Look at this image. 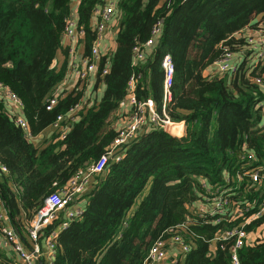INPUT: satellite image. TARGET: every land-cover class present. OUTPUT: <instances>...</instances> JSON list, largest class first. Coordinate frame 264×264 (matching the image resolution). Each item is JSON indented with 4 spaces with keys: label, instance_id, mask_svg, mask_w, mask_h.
<instances>
[{
    "label": "trees",
    "instance_id": "1",
    "mask_svg": "<svg viewBox=\"0 0 264 264\" xmlns=\"http://www.w3.org/2000/svg\"><path fill=\"white\" fill-rule=\"evenodd\" d=\"M73 1L0 0V85L21 100V114L37 141L57 115L81 99L82 92L73 90L46 108L64 77L65 67L51 65ZM103 2H78L86 55ZM117 10L115 49L108 60L101 57L100 75L108 68L97 77V84L104 85L102 96L85 104L64 138L54 133L44 146L29 140L0 94V164L7 169L0 172V198L24 235L25 223L45 198L107 151L118 133L119 104L133 74L141 75L137 99H152L161 109L160 64L169 54L174 76L167 111L173 122L183 124L184 134L145 127L119 161L109 160L105 171L95 175L82 213L58 233L53 264H144L157 239L169 245L176 234L190 250L175 264H231L232 239L215 241L214 235L241 225V216L215 224L210 214L192 215L210 196L208 185L230 187L231 199L240 205L261 202L249 188L247 174L240 182L235 178L264 165V133L258 126L261 93L252 81L264 74V66L247 71L241 64L228 78L212 64L224 49L242 48L243 39L234 34L253 18L262 14L264 23V0H119ZM160 18L163 31L151 55L132 65L134 45L150 36ZM170 131L177 135L183 130L171 125ZM256 209L255 202L250 211ZM263 226L264 211L242 229L250 233ZM238 256L240 264H264V230L253 243L245 241ZM0 264L20 263L0 246Z\"/></svg>",
    "mask_w": 264,
    "mask_h": 264
},
{
    "label": "built area",
    "instance_id": "2",
    "mask_svg": "<svg viewBox=\"0 0 264 264\" xmlns=\"http://www.w3.org/2000/svg\"><path fill=\"white\" fill-rule=\"evenodd\" d=\"M116 1L104 0L103 7L96 13V19L93 25L96 36L91 44L89 55L83 56L77 62L75 60L76 55L74 49L70 48L68 51L69 55L74 59L71 70L77 74L81 81L88 79L96 67V61L102 56L100 47L103 32L111 16L114 14L115 9H117L115 5ZM249 26L234 34L235 39H243L244 45L242 48L236 51H230L228 48L224 49L221 58L212 64L218 73L235 76L241 64H244L245 70L247 71L249 69L255 70L258 66H264V23L259 22L255 26ZM75 28L78 30L77 35L82 37L83 28L78 25V22L76 24L68 19L63 37L68 39L70 43L76 41L77 35L74 32ZM162 31L163 19L160 18L151 26L150 36L143 42L137 41L134 45L132 49V65L144 62L151 55L150 51L154 48L156 40ZM160 65L163 76L161 109L157 110L152 99H137L135 90L141 75L133 74L128 80L127 95L119 104L120 112L127 104L130 105L131 111L118 128V133L107 151L85 170H79L69 178L57 192H53L45 198L32 218L25 223L24 235L17 229L15 223H12L7 209L0 198V246L10 248L20 261V264H37L39 259L41 260V264H53L58 233L62 229L67 228L70 221L79 216L83 211L84 205L82 207H76L77 203L80 205L76 201H79L78 199L85 193L86 188L92 182L91 180L94 179L93 177L105 171L109 160L117 162L122 158L127 145L134 141L145 127L162 129L173 136H177L170 131V126L174 125L180 128V123L173 122L167 111V106L172 100L171 87L174 76V65L171 56L164 54ZM107 68L106 65L100 76L106 73ZM252 81L259 88L263 87L264 90L263 75L254 76ZM0 94L7 105V109L14 115L16 124L23 130L29 140L35 141L37 138H34L30 134L29 125L21 114V100L15 94L3 89L1 85ZM58 98L53 90L48 98L46 108L51 109L55 106ZM85 104H87V101L81 98L67 112L57 115L55 120L49 125L53 134L56 133L59 139L64 138L72 124L80 118ZM259 106L264 109V104L260 103ZM260 127L264 133V125H260ZM0 172H7L6 167L1 164ZM243 174L248 175L249 188L253 187L256 194H259L261 202L258 203L257 199L256 201H248L244 205H240L231 199L233 192L230 191V187L223 188L222 190L219 187L213 188L208 185L207 189L210 191V196L206 198V201L199 202L194 207V214L192 215L202 217L210 214L214 217L215 224L220 223L225 217H228L230 220L241 216L244 220L241 225L233 227L232 229L217 231L214 235L215 241L232 239L233 243L229 250L231 264H240L238 250L244 245L247 239V232L242 229L243 226L260 216L264 211V165L255 166L248 170L247 173L236 175L235 179L237 182L241 181ZM229 178V176H226L227 181ZM242 196L245 197L244 195ZM255 202L257 209L250 211ZM179 228H185L184 224L179 225ZM170 246L177 247L179 257L190 250L189 244L184 241L180 234L173 235L169 245L160 238L150 247L144 264H163L169 256L168 248ZM179 257H173L171 264H175L180 259Z\"/></svg>",
    "mask_w": 264,
    "mask_h": 264
},
{
    "label": "crops",
    "instance_id": "3",
    "mask_svg": "<svg viewBox=\"0 0 264 264\" xmlns=\"http://www.w3.org/2000/svg\"><path fill=\"white\" fill-rule=\"evenodd\" d=\"M119 0L116 1L115 5L117 6ZM78 2L79 0H74L71 6V13L69 16V19L71 21H73L74 23L77 24V6H78ZM261 15V19L257 22L253 21L251 23V25L249 27L255 26L257 23L262 22L263 19V15ZM119 11L117 9H115L114 14L111 16L109 22L107 23V29L105 30V33L103 32V38L101 41V47H100V53H101V57H105L108 60V57L110 55H112V53L114 52L115 49V38H116V33H117V27H118V20H119ZM74 32L76 33V35L78 34V30L75 28ZM80 35H77L76 41L74 43H70L68 39H66L65 37H63L62 41H61V48L59 49V51L56 54L55 59L53 60V66H56L57 69L63 68L65 67V72H64V77L63 79L60 81V83L57 85V87L54 89V94H56L59 98L64 97L67 93L71 92V91H81V98L85 99L89 104L94 103V102H98L102 96L103 90H104V85L103 83H99L97 84V77L100 75L101 73V58H99L96 61V67L94 69V71L90 74V76L88 77L87 80L85 81H81L79 79V77L77 76V74L75 72H73V70H71V65L74 61L73 57H71V55H69L68 51L70 48H73L75 51V55H76V61L79 62L83 56H86L85 52V44L83 41V36L79 37ZM154 49V48H153ZM152 52V51H150ZM151 54V53H150ZM78 64V63H77ZM105 66V64H104ZM108 67V65H107ZM228 78L233 77V76H229L226 75ZM264 76V74H263ZM102 77V76H101ZM259 92L261 93V104H264V90L263 87L259 88ZM131 111V107L130 105H125L124 108L121 111V116L120 118L117 120V127L119 128L122 125V122L124 121L125 117L128 115V113ZM264 117V109H262L261 112V118L258 122V126L260 127V123L262 121ZM261 125H264V121L262 122ZM261 128V127H260ZM52 130L48 127L47 129H45L42 134H40L38 136V140H35L34 142H38V145H42L44 146L46 141L50 140V137H52ZM94 179L91 180L92 182H90L89 186L86 188L85 193L82 194L81 198L78 199L79 204L81 205H76V207H82L83 205H85L86 203V195L87 193L90 191V189L93 187V185L95 184V177H93ZM75 203V204H76ZM263 230H264V226L258 228L257 230L247 233V239L246 242L247 243H253L256 239L261 238L262 234H263ZM6 253L10 256H12L17 262H20L18 260V258L16 257V255L14 254V252L8 248V247H2ZM177 247L174 246H170L168 248V258L166 259V261L163 264H171L172 262V258L174 257H179L177 254ZM180 258V257H179ZM40 260V259H39ZM38 260V261H39ZM37 261V264H38Z\"/></svg>",
    "mask_w": 264,
    "mask_h": 264
},
{
    "label": "rangeland",
    "instance_id": "4",
    "mask_svg": "<svg viewBox=\"0 0 264 264\" xmlns=\"http://www.w3.org/2000/svg\"><path fill=\"white\" fill-rule=\"evenodd\" d=\"M260 19H261V15H257V16L255 17V19H254V22H257V21H259ZM107 25H108V24H107ZM107 25L105 26V30L107 29ZM105 30H104V33H105ZM263 121H264V117H263V119H262L260 125L262 124ZM180 128H182L183 131L180 132L179 134H177V136H181V135L184 134V126H183L182 123H180ZM84 170H85V169H84Z\"/></svg>",
    "mask_w": 264,
    "mask_h": 264
},
{
    "label": "water",
    "instance_id": "5",
    "mask_svg": "<svg viewBox=\"0 0 264 264\" xmlns=\"http://www.w3.org/2000/svg\"><path fill=\"white\" fill-rule=\"evenodd\" d=\"M51 66H53V62H52V65ZM12 223H14L13 220H12ZM38 264H41V261L40 260L38 261Z\"/></svg>",
    "mask_w": 264,
    "mask_h": 264
},
{
    "label": "clouds",
    "instance_id": "6",
    "mask_svg": "<svg viewBox=\"0 0 264 264\" xmlns=\"http://www.w3.org/2000/svg\"><path fill=\"white\" fill-rule=\"evenodd\" d=\"M41 261V260H40Z\"/></svg>",
    "mask_w": 264,
    "mask_h": 264
}]
</instances>
